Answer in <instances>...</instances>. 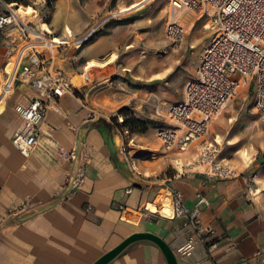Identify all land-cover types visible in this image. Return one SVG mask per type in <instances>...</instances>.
<instances>
[{"label": "crops", "instance_id": "1", "mask_svg": "<svg viewBox=\"0 0 264 264\" xmlns=\"http://www.w3.org/2000/svg\"><path fill=\"white\" fill-rule=\"evenodd\" d=\"M123 1L116 0L114 10L139 3ZM109 5L110 0L54 2L48 30L68 45L54 67L72 84L82 72L92 83L82 96H64L50 103L37 146L28 157L13 147L11 139L21 125L15 108L27 107L35 92L22 84L0 103V264H92L136 233L163 239L179 264H263L264 162L251 160L237 178L215 181L186 169L195 155H180L185 168H178L171 157L180 153L165 151L157 141L146 143L143 135L131 136L144 145L130 147L128 154L117 133L100 127V119H90V111L110 116L134 96L120 79L111 82L120 74L116 31L88 42L113 12L108 11ZM18 44L15 30L0 32V70ZM76 146L77 158L68 159ZM82 153L88 155L84 183L64 200L69 190L66 179L76 173ZM173 191L189 211L197 194L205 198L197 219L211 232L215 247L210 252L196 243L189 256L181 255L193 230L174 218ZM21 206L26 207L25 213L12 214ZM165 207L169 214L161 213ZM111 264L166 262L153 245L140 243Z\"/></svg>", "mask_w": 264, "mask_h": 264}, {"label": "built area", "instance_id": "2", "mask_svg": "<svg viewBox=\"0 0 264 264\" xmlns=\"http://www.w3.org/2000/svg\"><path fill=\"white\" fill-rule=\"evenodd\" d=\"M168 4L170 15L165 23V36L174 49L181 46L185 35L186 19H182L185 14L196 20L203 19V28L211 33L194 76L185 83L182 100L166 109H155L156 117L168 121L167 127L156 131V138L168 152L185 154L196 150L194 159L186 166L188 171L215 181L235 179L238 174L219 159L207 134L212 121L246 86H254L252 109L258 120L264 121V0H169ZM21 14L16 13L15 4L0 0V32L15 30L19 38V44L6 63L11 65V83L27 85L35 92V98L27 107L15 108L21 125L11 139L13 147L28 157L37 146L39 129L50 110V103L64 96L82 95L92 79L87 72H82L78 82H68L54 67L55 59L65 52L67 43L52 37L48 28L41 30L38 25L26 21ZM42 24L46 25L41 23L40 26ZM89 116L107 122L111 119L95 111H90ZM117 134L122 150L129 154L126 150L132 146L133 139L127 130L117 131ZM78 150L79 146L73 148L67 158L75 160ZM87 163L88 155L82 153L76 173L66 179L65 186L69 190L64 200L83 185ZM131 192V188L126 190V194ZM196 199L194 208L189 211L183 207L181 195L172 192L174 218L183 220L193 230V235L180 250L182 256H189L196 243L207 252L215 247L211 232L203 229L197 219L199 208L206 200L200 194ZM25 211L26 207L21 206L12 214Z\"/></svg>", "mask_w": 264, "mask_h": 264}, {"label": "rangeland", "instance_id": "3", "mask_svg": "<svg viewBox=\"0 0 264 264\" xmlns=\"http://www.w3.org/2000/svg\"><path fill=\"white\" fill-rule=\"evenodd\" d=\"M48 1L29 0L26 6H16L32 8L34 13L31 16L20 14L26 21L40 28L41 23L47 26L49 23L54 2L49 4ZM134 1L140 3L144 0H124L123 3ZM168 2L169 0H150L138 9L125 11L124 6L114 10L116 0H110L108 11L112 9L113 12L108 13V20L102 30H98L88 39L89 41L101 33L116 31L120 40L116 51L117 70L120 74L116 73L111 82L117 83L120 79L133 90V101L124 108L147 127V132L140 134L147 140L146 143L159 142L156 131L167 126L168 121L164 117H156L154 111L158 107L166 109L181 101L185 83L194 76L204 43L209 40L211 33L203 29V19L196 20L192 17L184 25L186 31L181 48L174 49L165 36V23L170 15ZM6 67L7 64L0 70V93L6 84L5 77L9 75L7 72L5 75ZM21 86V83L13 82L12 92ZM253 90L254 86L241 88L222 114L212 121L207 134V140L213 143L219 159L238 175L242 174L240 172L253 158L264 162V121L258 120L253 112ZM109 115L120 124L119 118L122 117L118 115V110ZM138 135L131 134L130 137ZM142 145L143 141L133 139L132 146ZM195 151L177 154L175 158H171L178 168L184 169V163L179 162V158L194 155Z\"/></svg>", "mask_w": 264, "mask_h": 264}, {"label": "water", "instance_id": "4", "mask_svg": "<svg viewBox=\"0 0 264 264\" xmlns=\"http://www.w3.org/2000/svg\"><path fill=\"white\" fill-rule=\"evenodd\" d=\"M140 243H148L153 245L162 254L166 264H179L174 252L168 244L160 237L150 233H136L128 236L117 246L104 253L92 264H111L118 257L124 254L129 248Z\"/></svg>", "mask_w": 264, "mask_h": 264}, {"label": "trees", "instance_id": "5", "mask_svg": "<svg viewBox=\"0 0 264 264\" xmlns=\"http://www.w3.org/2000/svg\"><path fill=\"white\" fill-rule=\"evenodd\" d=\"M7 4H15V5H28L29 0H4ZM55 2L56 0H49V4ZM93 41V39L89 40L88 42ZM118 115L122 117V122L117 124L116 119H111L109 122L100 119L98 124L100 127L106 129L109 132H115L126 129L130 135L131 134H144L147 132V127L140 122L139 120L135 119L129 112L127 108H121L118 110Z\"/></svg>", "mask_w": 264, "mask_h": 264}, {"label": "bare ground", "instance_id": "6", "mask_svg": "<svg viewBox=\"0 0 264 264\" xmlns=\"http://www.w3.org/2000/svg\"><path fill=\"white\" fill-rule=\"evenodd\" d=\"M148 1H150V0H144L143 2H140V3L134 5L133 7L129 8V9L125 10V11L138 9V8L142 7L144 4H146ZM32 12H33V10L30 7L23 8V7L16 6V13L17 14L22 13L25 16H31L32 15ZM123 12H121V13H123ZM184 18L186 19V21H188V20L191 19V17L189 15H186V14L182 16V19H184ZM47 28H48V26L47 25H44V24H42L40 26V29L41 30H47ZM203 29L206 30L205 28H203ZM4 71H5V75H6V72L9 73V75L7 77H5L6 84L3 87V91L0 93V103L7 96H9L10 94L13 93L12 92V88H11V84H12L11 82H12V78H13V75H12V72H11V65L8 64ZM169 212H170V210L168 208H166V207L163 208V210L161 211V213H163L165 215L166 214H169Z\"/></svg>", "mask_w": 264, "mask_h": 264}]
</instances>
